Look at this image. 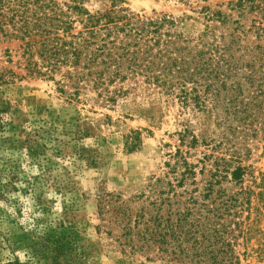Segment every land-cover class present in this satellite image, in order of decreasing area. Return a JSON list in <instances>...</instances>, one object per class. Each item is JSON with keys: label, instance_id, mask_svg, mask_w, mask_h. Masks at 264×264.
I'll use <instances>...</instances> for the list:
<instances>
[{"label": "rangeland", "instance_id": "1", "mask_svg": "<svg viewBox=\"0 0 264 264\" xmlns=\"http://www.w3.org/2000/svg\"><path fill=\"white\" fill-rule=\"evenodd\" d=\"M227 2L84 0L92 12L116 4L135 13L173 15L176 30L190 38L209 30L227 32L240 19L241 28L249 30L246 41L264 46V35L252 31L255 14L240 18ZM207 5L232 13V22L222 26L210 21L202 10ZM24 49L21 39L0 37V76L8 78L0 77V264H189L191 258L206 259L205 254L194 255L198 248H191L192 242L184 244L182 255L124 244L125 232L114 221L113 209L103 214L99 205L101 198L113 195L139 207L137 195L149 182L173 179L171 171L167 174L170 153L180 145L178 131L188 121L196 133L209 129L217 141L222 130L229 132L228 144L214 151L206 145L180 147L191 162L199 163L198 171L228 148L233 166L239 162L247 168L242 184L223 181L238 205L220 210L216 219L226 225L230 262L264 264V112L246 121L230 115L225 122L232 123L229 130L223 115L184 108L143 83L125 82L115 101L89 87L72 96L74 89L64 86L63 92L58 82L65 68L55 80L29 74ZM134 131H140L141 141L129 151ZM205 174L177 191L201 187Z\"/></svg>", "mask_w": 264, "mask_h": 264}, {"label": "trees", "instance_id": "2", "mask_svg": "<svg viewBox=\"0 0 264 264\" xmlns=\"http://www.w3.org/2000/svg\"><path fill=\"white\" fill-rule=\"evenodd\" d=\"M227 6L240 18L254 13L252 31L264 35V0H228ZM202 10L208 11L212 22L222 26L232 22V13L210 5ZM234 21L237 25L227 32L209 30L190 38L176 30L178 19L166 13H135L116 4L92 12L84 0H0V35L24 42L29 74L55 80L65 68L58 81L61 91L70 86L76 96L89 87L108 101L124 92L125 82L143 83L184 108L223 115V126L229 130L232 123L225 122L230 115L246 121L264 112V46L249 44V30L241 28L240 19ZM0 77L8 80L6 75ZM209 132L198 134L191 122L183 124L178 131L180 145L170 153L172 167L167 174L171 171L173 179L157 177L149 182L137 195L142 199L139 207L119 196L100 199V212L113 209L114 221L125 232L124 244L157 247L165 253L172 249L182 255L184 244L192 242L191 248H198L194 255L205 254L206 259L191 258L189 264H239L227 259L226 225L216 218L220 210L228 212L238 205V199L227 195L223 181L242 184L247 168L239 162L233 166L236 161L226 157L228 148L215 155L210 167L204 164L198 171L199 163L191 162L180 147L206 145L214 151L228 144L226 130L218 141ZM129 141V151L138 148L140 131H134ZM199 173H206L201 187L177 191V186L197 183ZM242 192L248 193L244 188Z\"/></svg>", "mask_w": 264, "mask_h": 264}]
</instances>
